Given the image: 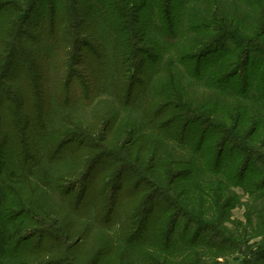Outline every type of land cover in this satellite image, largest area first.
Returning a JSON list of instances; mask_svg holds the SVG:
<instances>
[{"label": "trees", "instance_id": "1", "mask_svg": "<svg viewBox=\"0 0 264 264\" xmlns=\"http://www.w3.org/2000/svg\"><path fill=\"white\" fill-rule=\"evenodd\" d=\"M81 1L44 0V2H39L38 4L43 5L40 14L41 17L43 16L41 18L42 32H48V28H53L55 31L61 26L64 31L70 29L71 32L73 30L78 32L81 30V17L86 16L91 19L94 17L100 23V27L104 28L108 38L112 39L110 43H113V51L110 56L107 54L110 57L108 62L104 57L105 61L110 65L111 74L121 78L124 68L122 65L130 62L135 52H143L140 45L145 46L146 49L153 47L159 55L165 53L161 44L157 39L154 40L150 33L157 31L161 38L165 37L170 43H175L172 48L178 56L173 60L182 66L184 74L192 79L202 80L203 83H200L207 88H212L213 91L208 94L205 100L200 103L196 102L182 95L181 80L179 82L178 79L169 75L167 85L172 84L173 93L171 95L168 93L166 97L172 96L175 98L174 101L184 103V109L190 114L200 113L207 115L208 118L206 120V117L202 116L199 120L185 119L181 122L182 125L179 126L175 123L168 128L157 125L158 127L154 128L158 129V132L150 129V132L145 134L142 132L145 126L139 122L130 126L127 121H123L124 118H121L120 124L116 126L119 113L115 111L109 113L110 118H105V120L103 117L99 118V122L105 121L107 125L114 124L116 133L123 127L122 135H127L130 138L139 137L128 142V144H132V149L124 151L126 159H134L139 165L138 169L141 170L147 161V164L151 166L150 171L153 170V172L160 163L172 168L189 167L188 173L180 174V177L189 181L184 186V193L181 196V203L187 208L191 206V200L196 198L207 200L208 192H212L209 186L213 185V182L205 181L202 184L198 171L203 174L202 170H204L206 173L217 176V180L221 178L227 181L226 175L221 171L223 156L227 151L232 153L235 149L238 150L239 153L233 156V159L234 161L243 159L241 180H245L246 175L253 172L254 152L250 149H244L241 152L242 148L235 146L230 140L234 142L238 140L237 136L241 135V119L244 112L249 110L245 106L246 104L239 101L243 99V94L247 93V89L245 92H239L237 87H247L249 78L247 73L256 75V66L260 64V67H264V59L261 61H258L257 58L252 59V55L258 57L264 51L263 45L262 47L259 44L260 48L256 47L257 41H260L264 36V0H231L229 2L227 0H201L202 10L194 12L195 14L187 24L188 30L192 32V37L189 42L187 41L186 50H179V47L175 50L179 41L178 31L180 32L184 28V22L178 14L180 8L177 10V7L180 6L179 0H152L150 20L148 17L139 18L138 16L143 9L147 8V0H94L97 3L96 11L92 12L91 9L88 13L84 12L85 14L77 9ZM243 1H246L244 3L247 7L240 5L239 2ZM26 2L23 9H15L17 13L21 14V18L19 17L16 21L19 22V25L15 23L12 28L7 27L4 35L13 41L12 50L6 58H2L6 53L5 48L0 51V85L13 70L14 77L11 79L12 85L9 84V89H11L10 92L14 100V109L18 108L20 114L23 103L26 101L20 87H24V85L20 80L26 79L24 77L26 72L29 74L27 81L34 88L35 93L37 92L39 96L42 91L41 73L36 71L39 66H35L33 70L32 66H28L25 71V68L20 66L25 61L24 58L15 64L12 63L14 55H16L13 49L18 43V37L21 36V33L23 34L21 28L38 7L33 0H26ZM10 4V2L6 5L1 3L0 14ZM122 19H126L127 22L122 23ZM197 21H199V25ZM193 29H196L198 33L195 34ZM9 39L4 46H7ZM76 39L77 37L73 36L71 41L76 42ZM143 53L147 54V52ZM76 58H78V53H76ZM15 67L18 68V72ZM242 72L244 74L239 78ZM18 73L22 75L18 76ZM204 81L208 83L205 84ZM137 84L135 82L132 89L129 90L131 92L128 97L131 100H133V92ZM117 85H113V92L110 94L116 103L122 105L124 97L122 86L119 84L117 87ZM163 93L167 94V92ZM223 94L232 97L234 101ZM21 96L24 100L21 99ZM158 98L165 99L163 95H159ZM255 102H258V105L261 104L259 97L255 99ZM169 103L168 106L171 105ZM113 105L116 106L115 103ZM150 107L153 108V105L151 104ZM141 120L144 121L143 116ZM198 121H205L210 125L205 124V128L201 129L197 127ZM232 121H234L233 128H230L234 133H232L234 135L232 139L220 138L222 133L229 134L227 126ZM3 124H0V136L6 133L13 137V129L8 131V128ZM36 127L45 129L49 145L55 146L52 155L55 156V158L53 157L54 162L58 160L56 163L48 164L52 158L48 156L50 153L48 151L45 152L44 162H40L43 158L41 156L42 144L39 147L34 146L33 150L26 148L25 143H22L20 150L11 154L13 161L8 166L3 163V153L1 152L3 147L0 145V264H105L107 260L103 263V257L111 260L118 258L114 264H133L132 253L138 247L151 248L154 252V255L148 253L144 256L139 255L141 258L138 261L141 264H211L220 257H226L228 251L233 247L235 241H229L224 235L202 236V231L192 230L190 226L183 227L182 232L177 234L175 229L180 218L175 220V224L174 220L168 221L167 219V211L171 209L172 205L169 202L166 205L160 202L153 204L152 198L146 199L142 193L136 200L144 214L140 220V229L131 236L126 247L118 238L109 236L107 233L101 232L100 234V232L93 231L95 234L97 233L95 235L86 222H76L70 216L72 213L70 196L71 190L74 191L77 183L82 182L81 185H84L87 176L89 177L94 169L96 160L101 156L93 157L86 153L74 156L75 150L67 149L69 145L76 142L84 144L86 137L83 136H93L92 132L88 131L82 120L71 118L64 111H60L57 119L52 124L49 123L48 126L41 124L39 118ZM258 127L256 125L255 129ZM141 132L143 139L140 137ZM112 141L117 143L116 137ZM214 141H217L216 145L219 149L215 154L212 151L215 161L210 163L211 161L208 160L210 142ZM138 144L139 147L136 149L138 155L134 157L133 145ZM144 145L147 146V149L145 153H142L143 151H140L139 148L145 149ZM227 145H230L229 150L226 149ZM38 155H40L39 160L36 158ZM30 161L35 164H31ZM194 161L200 165L196 169L198 171H194ZM109 163L111 162H108V165ZM157 177L161 182H164L166 178L168 180V176L163 174H157ZM104 179L105 177H103ZM172 179L175 189L177 181L180 180L178 176H174ZM193 180L196 183H191ZM222 193L223 191L219 190L220 200ZM101 194L103 203L108 205L104 199L105 190H102ZM116 194L117 192H113L112 195H108V200L113 206L116 203ZM143 197L145 199H142ZM148 200L152 205L150 211L149 207L147 208ZM145 205L146 207H144ZM69 208L70 211L65 212V209L69 210ZM153 209L157 213L150 216ZM190 210L193 212L192 209ZM189 220L198 221L195 218ZM48 237L52 241L47 240ZM212 239L215 241L211 243ZM74 241L76 243L72 245ZM103 248L108 253L112 252V257L109 258V254L103 256L100 253ZM260 248L252 251L253 257L241 264H264V240ZM15 251H19V254ZM83 253L86 255L82 258ZM110 263L113 264L112 261Z\"/></svg>", "mask_w": 264, "mask_h": 264}, {"label": "rangeland", "instance_id": "2", "mask_svg": "<svg viewBox=\"0 0 264 264\" xmlns=\"http://www.w3.org/2000/svg\"><path fill=\"white\" fill-rule=\"evenodd\" d=\"M8 2L11 3L10 6L0 14V51L5 48L6 52H4L5 54L2 58H6L13 45L11 38L4 36L7 27L12 28L15 23L19 25V22L16 21L19 17L21 18V14L17 13L15 9H23L26 0H0V4L4 5ZM33 2L38 7L21 28L23 34L21 33V36L18 37V43L13 49L16 55H14L12 63L15 64L18 60L24 58L25 61L20 66L25 68V71L28 66H32V70L35 69V66H39L36 71L41 73L42 91L39 96L37 92L35 93L34 88L27 81L29 74L26 72L25 76L24 71L22 74L26 77V81L20 80L24 87L16 82L22 88L27 101L23 103L22 113L20 114L18 108L14 109V100L10 92L11 89H9V84L12 85L11 79L14 77L12 74L13 70L1 83L0 124L4 123L3 126L7 127L8 131L13 129L12 132H14L13 137L6 133L0 136V145L3 147L1 149L3 163L8 166L11 165L13 161L11 154L15 151L17 153L22 147V143H25L26 148H32L33 150L34 146L39 147L42 144L41 156L43 158L40 162H44L46 151L50 152L48 156L52 157L48 164L54 162L55 156L52 155V152L55 146L49 145L45 129L37 128L36 124H38L40 118V123L48 126L49 123L52 124L57 119L60 111H64L71 118L82 120L88 131L93 134V136H83L86 137L84 144L76 142L69 145L67 149H74V156L84 153L91 154L93 157L101 156L96 160L94 169L89 177L87 176L86 182L83 181L85 182L84 185L82 186V182H79L74 191L71 190L72 215L70 214V216L76 222L84 221L90 226L92 233H107L109 236L118 238L123 246L126 247L127 242L131 240V236L135 235L140 229V220L144 214L142 213V207L138 206L136 200L142 193L146 199L151 197L153 204L160 202L166 205L169 202L172 205L171 209L167 211V219L168 221H175L180 218L175 229L177 234L182 232L183 227L190 226L192 230L202 231V236L224 235L229 241H235L226 257H220L214 262L210 261L211 264H241L243 261L251 259L253 257L252 251L261 249L260 247L264 240V67H260V64L256 66V75L247 73L249 77L247 87H237L239 92H245L247 89V93H244L243 99L239 101L242 104H246L245 106L249 108V110L244 112L241 119V135L237 136L239 137L237 138L238 140L236 142L230 140L234 136L233 130L230 129L233 128L234 121L227 126L229 134L222 133L220 136V138L230 140L235 146H240L242 148L240 149L241 152L244 149H250L254 152L253 172L248 173L245 180H241V168L243 165L241 163H243V159L242 161L237 159L234 161L233 156L239 153L236 149V152L228 153L227 151L225 153L226 156H223L221 171L226 175L227 181L222 180L220 177V180H217V176L206 173L204 170H202L203 175L196 170L200 165L195 160L197 163L194 161V171L199 172V177L201 175L202 184L205 181H211L213 185L209 186L212 192H208L209 198L207 200L196 198L190 201L191 206L189 208L193 210L192 212L181 203L184 186L189 181L180 177V174L188 173L189 167L172 168L169 165H161L162 163H160L153 172L152 169L150 171L151 166L145 161L142 170L138 169V163L134 159L127 160L124 151L132 149V144H128V142L139 137L130 138L127 135H122L123 127L116 133L114 127L120 124L119 120L121 118H124L123 121H127L130 126H134L138 122L145 126L142 132L147 134L150 129L158 132V129L154 128L158 126L168 128L175 123L180 126L185 119L199 120L203 116L207 120V115L200 113L190 114L184 109V103L174 101L173 99L175 98L172 96L166 97L168 93L170 95L173 93L172 84L168 83L169 85H167L169 75L176 80L178 79L179 82L181 80L180 91L182 95L199 103L205 100L209 93L213 92L212 88H207L201 84L203 83L202 80L192 79L184 74L182 66L173 60V58L178 56H176L172 48L175 43H170L165 37L161 38L157 31L150 33L154 40H158L165 53L159 55L154 51L153 47L146 49L145 46L140 45L143 52H147V54L142 51V53L135 52L131 61L122 65V68H124L122 69L121 78H117L111 74L110 65L107 64L113 51V43H110L112 39L108 38L104 28L100 27V23L94 17L93 19L86 16L81 17V30L78 32L77 30L71 32L68 28V30L64 31L60 25H58L60 28H56L55 31L53 28H48V32H42L41 18L43 16L41 17L40 14L43 5L38 3L44 2V0H33ZM147 2V8L143 9L138 16L139 18L145 16L150 20L152 0H147ZM178 2L180 6L177 7V10L180 8L178 14L184 22V28L180 32L178 31L179 41L175 50L178 47L179 50H186L187 41L189 42L192 37V32L188 30L187 24L193 14H195L194 12L201 11L203 7L200 4L201 0H179ZM244 2L246 1L239 3L241 6L247 7ZM96 6L97 3L94 0H82L77 9L82 13H88L91 9L92 12H95ZM47 20L50 22L48 18ZM123 22L126 23V19H122ZM197 24H200L199 21H197ZM58 29L59 31H57ZM193 30H195V34L198 33L196 29ZM73 36L77 37L76 42L71 41ZM8 39L7 46H4ZM263 41L264 36L260 41H257L258 44L255 46L259 48L262 45L264 46ZM259 44L261 45L259 46ZM76 53H78V58H76ZM256 56L252 55V59L257 58L258 61H261V59H264V51L258 57ZM22 74L18 73V76ZM242 74L244 72L239 75V78ZM135 82L138 84L135 85L133 100H131L128 94L131 92L129 90L132 89V85ZM204 82L205 84L208 83ZM114 84H118L117 87L119 84L122 86V94L124 96L122 105L116 103L110 94V92H113L112 87ZM12 89L14 90V88ZM163 92H167V94ZM159 95H163L165 99H159ZM258 97L261 103L259 105L257 104L258 102H255ZM228 98L234 101L232 97ZM168 102H170V106H168ZM114 103L116 106H112ZM151 104L153 108L150 107ZM157 104L159 105L157 106ZM15 111L16 113L14 114ZM111 111L119 113V119L115 125H107L105 121L99 122V118L103 117L104 120L105 118H110L108 115ZM142 116L144 121L141 120ZM200 122L197 123V127L201 129H204L206 125H210L205 121ZM256 125L259 126L257 129H255ZM142 132L140 137L143 136ZM115 137L117 143L115 141L111 142ZM210 143L208 160L212 163L215 161L212 151L215 154L219 148L216 145L217 141ZM137 147H139V144L133 145L134 157L138 155L136 152ZM142 147L139 150L145 153L147 146L144 145L145 149ZM229 148L230 145H227L226 149L229 150ZM39 157L40 155L36 158L39 160ZM108 162L111 163L108 165ZM30 163L35 164L32 161ZM157 174L168 176V180L166 178L164 182H161ZM174 176H178L180 180L177 181L175 189L172 184V177ZM103 177H105L104 180ZM191 183H196V181L193 180ZM102 190H105L104 199L108 205L103 203ZM219 190L223 191L221 200ZM113 192H117L114 206L108 200V195H112ZM145 197L142 199H145ZM150 204L151 202L149 201L147 203L149 211L152 209ZM153 210L150 216L157 213L155 209ZM67 211L69 212L70 208L69 210L65 209V212ZM189 217L198 221H190ZM33 240L35 242V239ZM47 240L52 241L50 237ZM213 241L215 239H212L211 243ZM83 242H85V239H83ZM74 243L76 242H72V245ZM15 253L19 254V251H15ZM100 253L103 256L109 254V258L113 254L110 251L108 253L104 248ZM146 253L154 255L151 248L138 247L134 249L132 263L141 264L138 260L141 258L140 256L147 255ZM85 255L83 253L82 258ZM117 259L111 260L103 257L102 261L105 263L107 260L105 264H111L110 262L112 261L114 264ZM83 262L86 263L85 261Z\"/></svg>", "mask_w": 264, "mask_h": 264}]
</instances>
